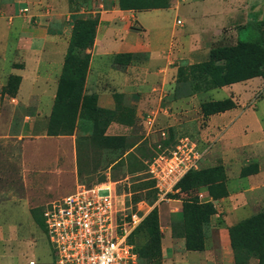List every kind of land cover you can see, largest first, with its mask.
Instances as JSON below:
<instances>
[{"label":"rangeland","instance_id":"obj_1","mask_svg":"<svg viewBox=\"0 0 264 264\" xmlns=\"http://www.w3.org/2000/svg\"><path fill=\"white\" fill-rule=\"evenodd\" d=\"M13 4L14 7H10ZM187 7L140 14L139 22L143 26L130 19L123 28L141 30H121L116 36V44L110 43L114 48L123 43L145 45L159 38H168L174 29L175 41L181 43L177 49L183 48V51L171 59L170 87L161 99L158 88H155L159 84L158 76L152 70L148 71V83L143 89L120 92L116 87V79L122 70L137 64L153 67L159 57L148 61L147 56L140 53L124 65L113 63L109 58L103 65L106 76L97 82L96 88L91 76L84 93L96 95L98 107L114 112L100 114L94 121L93 131L82 130L92 127L93 123L92 119L82 116L77 119L72 134L47 136V120L43 116L53 104L72 25L79 18L98 20L96 11L93 12L96 5L89 6L88 0H67V6L59 8L49 0H0V33L15 38L14 47L27 50L29 41L26 36L30 34H57L44 41L47 50L36 55L37 58H25L35 63L32 69L36 72H32L31 79L26 77L21 89L22 93L31 91L30 98L17 99L22 80L20 75L7 66L0 73V264H29L30 260L36 264H54L55 253L43 222L46 204L71 193L77 183L92 185L103 181L112 182L117 192H130L132 202L133 197L143 196L139 208L149 212L155 205L158 221L160 212L164 211L170 226L168 234L161 231L165 238L167 264H179V254L185 253V241L184 246L180 241L184 239L183 204L196 197L200 202L210 201L215 213L210 217L202 252L190 253L187 261L189 264H212L214 260H222L226 264L221 236L216 229L225 225L226 218L238 222L264 210L262 77L234 83L233 87L213 88L205 93L208 99L232 100L234 105L227 110L236 108L242 115L238 124H247L243 131L238 130L230 136V144L228 141L222 143L232 160L226 168L223 167L225 195L213 199L207 186L180 187L169 200L149 205L146 200L151 191L146 188L151 179L146 172L147 160L159 150V145L172 147L181 137L188 136L206 149L200 168L221 165L219 158L214 164L208 160L211 149L218 143V138L204 129L208 116L201 117L197 102L192 103L185 113L186 105L182 104V99L194 94L189 93L193 84L176 81V65L207 60L210 48L236 45L237 33L249 20V14L257 19L264 17V0H238L235 10L228 6L221 10L222 15L217 21L204 20L202 14L209 8L203 7L195 12L191 10L196 17L190 19ZM198 39L203 40L204 47L192 44ZM0 45L7 48L6 42H0ZM96 63L94 60L92 65ZM6 64L21 69L26 62L23 57L16 56L9 58ZM97 92L105 94L99 102ZM42 93L44 96L38 97ZM166 109L168 114L173 113V128L167 124L165 115L159 117V113L163 114ZM163 129L166 130L164 136L161 134ZM105 138L115 143H108ZM244 167L256 172L241 175L240 170ZM135 189H138L136 193ZM107 193L106 189L100 191V194ZM31 208L35 210V217ZM169 236L172 241L166 242V239L170 240ZM153 264H163L162 247L161 257ZM248 264H257V261L251 258Z\"/></svg>","mask_w":264,"mask_h":264},{"label":"trees","instance_id":"obj_2","mask_svg":"<svg viewBox=\"0 0 264 264\" xmlns=\"http://www.w3.org/2000/svg\"><path fill=\"white\" fill-rule=\"evenodd\" d=\"M169 5L168 0H118L119 8L124 10H150L167 8ZM97 25L98 20L84 18L76 19L72 25L48 119L47 135L72 134L77 119L82 116L93 121L92 127H85L82 130L93 131L94 121L100 114L114 112L98 107L96 95L84 93L91 56L90 49L94 44ZM134 56L132 53H119L114 57V62L124 65ZM258 76L264 80V17L257 19L255 16L252 17V14L246 25L238 31L236 45L210 48L207 60L196 63L181 62L176 71V81L193 84L190 94ZM233 105L232 100L228 98L208 100L200 104V111L203 116H208L230 109ZM105 139L108 143H115L108 138ZM255 172L256 170L251 171L248 167H244L240 174ZM225 180L222 165L210 168L199 167L186 173L176 187L188 189L207 186L209 194L215 199L225 195ZM150 183L149 187L143 189L151 191L146 201L149 205H153L156 201V191L152 179ZM137 191L138 189L134 190L135 193ZM171 195L169 194V197ZM143 199L141 195L133 197V202L135 204ZM30 210L35 217L34 208ZM142 210L147 209L142 208ZM182 212L185 248L200 251L203 249L208 223L215 213V208L210 201L200 202L196 197L183 204ZM227 230L234 264H248L251 258H255L257 264H264V210L228 226ZM161 239L157 207L154 205L130 238L138 255L137 264L157 262L161 257Z\"/></svg>","mask_w":264,"mask_h":264},{"label":"crops","instance_id":"obj_3","mask_svg":"<svg viewBox=\"0 0 264 264\" xmlns=\"http://www.w3.org/2000/svg\"><path fill=\"white\" fill-rule=\"evenodd\" d=\"M168 1L170 5L167 8H154L150 10H140L139 11V10H134V9H125V10L120 9L118 6V0H88L89 6L96 5V9L93 12L96 11L95 13H97L98 25L96 28V36H95L94 44L92 48L90 49L91 56H90V63H89L85 85H84V92H86L85 89L87 87V82L91 76H93L95 88H96L97 82L100 81L103 78V76H106V72L103 69L104 60L111 58L113 63H115L114 57L119 53H132L134 55L144 53L147 56L146 59L148 58V61H150V59L153 57H159V60L156 63H154L153 67L149 65H138L137 64V65L128 67L125 70H122L119 78L116 79V83H117L116 87L120 92H125L127 90H134V89H143L148 83L146 81L148 71L152 70L158 76L159 84L155 88H158L159 93H160V99H161L164 93L168 91L170 87L169 81H171V76H172V71H173V68L169 67L171 63V59L172 57H174V55L180 52L182 53L183 51V48L181 50L177 49L178 46H181V43L178 44V42L175 41L176 39L174 38L172 34V31L174 29L171 30L168 38H159L155 42H151L145 45L139 44V43L137 44L123 43V44H119L117 48H114L113 46H111L110 43L116 44L115 42L116 36L118 35L119 32H121V30H128V31L134 30V29L141 30L135 27H129L128 29H125L123 28V26L126 23L128 24L130 22V19L135 20V21L137 20V22L140 23L139 22L140 14H143V13L153 14V13H158L159 11H162V10L177 11L178 9H180L181 6H188L187 7L188 16L187 17H189L190 19H194L196 17V16H193L192 13L198 10V8L200 7L209 8L208 11L205 10V12L202 14L204 17V20H216L217 21V20H220V17L222 15L221 13L222 9L228 6L230 9L235 10L234 6L235 4L238 3V0H190V1L189 0H168ZM49 2L50 4H53L54 6H58L59 8L67 6V0H49ZM182 2H186V4ZM202 3L203 5L201 6L200 4ZM16 5L18 6V4ZM10 7H14V4ZM191 10L193 11L192 13H191ZM200 15H201V12L199 14V17ZM177 20L179 19L177 18L175 20L176 23H177ZM173 28H174V24H173ZM142 30H144V27ZM56 35L47 34V33H43L42 35L41 34L40 35L30 34L29 36H26V38L29 41L28 48L27 50H23V49H19V46L14 47V42L16 41V39L11 37L10 34L0 33V42H6L7 44V48L6 47L2 48V45H0V73L4 71L3 67L7 66L10 70H13L14 73L22 77V80L19 84V92H18L17 99L23 101L25 97L30 98L32 95L31 91H28L27 93L21 92V89H22V86L24 84L26 77L31 79L32 78L31 75L33 74L32 72H36L34 69H32V67H34L35 65L34 60L32 61V63L28 62L25 59L26 56L37 58L36 55H39L42 51L47 50V45H44V41ZM192 44L195 47H198V46L204 47V42L202 39L194 40ZM209 50L210 49H208V53H209ZM185 51L187 50L185 49ZM16 56L24 58V61L26 62V65L24 66V68L13 69L11 68V64H8V65L6 64L9 58H15ZM94 60H96L97 63L93 66L92 63ZM177 66L178 65H176V71H177ZM156 68L158 69L156 70ZM108 74L110 75L109 72ZM236 83H239V82H236ZM233 84L234 83L230 85L222 86L220 88H224L228 86L233 87L231 86ZM208 91L209 90L200 91L198 93L196 92L182 99V104L186 105L185 113L189 111V107L194 102H197L200 107V104L202 102H205L203 100L204 98H206L207 100H219V99H208L205 96V93ZM90 92L91 91H89V93ZM97 93H98L97 99L99 102L105 94L100 93V92H97ZM43 94L45 93H42L41 96L38 95V97H43L44 96ZM54 97L55 96L53 95V101H54ZM50 111H51V107H49L48 110L44 112L45 116H43L44 119L47 120V125H48ZM160 114L165 115L168 121L167 124L173 128L174 124L171 122L173 113L168 114L167 109H166L164 110L163 114L159 113V117H160ZM241 116H242L241 114H238L236 108L208 115L206 119V126L204 127V129L207 132L213 133L218 138V143L211 149L210 155L208 157L209 162H211L212 164L216 163L217 161L216 159L219 158L221 165L226 168V166L230 164V162L232 161L228 155L229 153L228 150L225 149L222 143L228 141L230 144L231 143L229 141L230 136L234 134V132L237 133L238 130L243 131V129L247 127L246 123L238 124V119ZM201 117H204L202 113H201ZM47 125H46V130H47ZM47 136H54V135H47ZM56 136H67V135H56ZM202 149H205V148H202ZM204 159H205V156L202 159V161ZM77 184H80V183H77ZM164 214H165L164 211H161L159 214V223L162 224L160 226V230L161 231L163 230L164 234L166 233L168 234V232H170V226L167 224V220ZM224 221H225L224 222L225 225L217 228L216 231L220 233V236H221L222 249L224 253L226 254V264H234L232 250L229 245L227 227L235 224L237 221H233L232 219H229V218L228 219L226 218ZM218 224L221 225L222 222ZM171 239H172L171 237H170V240L166 239V242L172 241ZM164 241H165V238L162 237L161 247H162L163 264H167L165 261ZM180 241L182 245L184 246V239H180ZM206 251L207 249L204 250V252ZM193 252L200 254L202 251L187 250L185 248V253L183 254L177 253V255L179 254V259H180L179 264H189V262L187 261V255H190V253H193ZM182 256H184V258H182ZM209 263L211 264V262ZM212 264H225V263H223L222 260H214Z\"/></svg>","mask_w":264,"mask_h":264},{"label":"built area","instance_id":"obj_4","mask_svg":"<svg viewBox=\"0 0 264 264\" xmlns=\"http://www.w3.org/2000/svg\"><path fill=\"white\" fill-rule=\"evenodd\" d=\"M158 148L147 160L146 172L154 182L156 202H162L178 190L186 173L200 167L206 149L188 136ZM104 189L108 193L100 194ZM141 203L134 204L130 192H117L112 182L103 181L77 184L73 192L46 204L43 222L54 264H137L130 238L148 212L139 208Z\"/></svg>","mask_w":264,"mask_h":264}]
</instances>
